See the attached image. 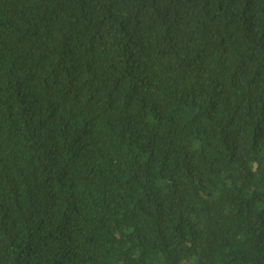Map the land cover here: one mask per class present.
Returning <instances> with one entry per match:
<instances>
[{
  "label": "trees",
  "instance_id": "1",
  "mask_svg": "<svg viewBox=\"0 0 264 264\" xmlns=\"http://www.w3.org/2000/svg\"><path fill=\"white\" fill-rule=\"evenodd\" d=\"M0 264H264V0H0Z\"/></svg>",
  "mask_w": 264,
  "mask_h": 264
}]
</instances>
